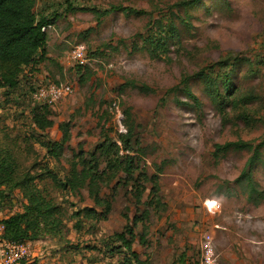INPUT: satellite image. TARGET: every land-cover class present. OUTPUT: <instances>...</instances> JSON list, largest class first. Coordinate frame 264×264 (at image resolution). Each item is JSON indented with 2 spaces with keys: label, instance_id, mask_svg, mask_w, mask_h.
Returning <instances> with one entry per match:
<instances>
[{
  "label": "rangeland",
  "instance_id": "374dc122",
  "mask_svg": "<svg viewBox=\"0 0 264 264\" xmlns=\"http://www.w3.org/2000/svg\"><path fill=\"white\" fill-rule=\"evenodd\" d=\"M34 11L55 19L46 52L0 87V152L14 160L0 220L24 210L33 186L59 211L30 264H204L207 236L221 264H264V145L240 180L253 149L214 155L216 143L264 139V0H35ZM80 42L85 65L72 58ZM47 82L74 91L50 106L44 131L33 91ZM62 123L71 135L54 157L39 137L62 140ZM92 165L99 203L80 177ZM74 166L75 190L52 180Z\"/></svg>",
  "mask_w": 264,
  "mask_h": 264
},
{
  "label": "trees",
  "instance_id": "16d2710c",
  "mask_svg": "<svg viewBox=\"0 0 264 264\" xmlns=\"http://www.w3.org/2000/svg\"><path fill=\"white\" fill-rule=\"evenodd\" d=\"M199 0H188L189 3L198 2ZM35 0H0V87H14L18 82L20 74L25 70V68H34L42 56L46 52V47L48 45V34L42 28L47 24L54 23L55 19L49 17L48 15H38L34 11ZM117 6H112L109 9L103 11V14H108L112 10L116 9ZM131 12L141 13V10H136L130 7H125ZM100 12V11H99ZM101 14V13H100ZM135 84V83H134ZM143 91L151 90V88L145 84L135 85ZM189 95H192L189 93ZM46 110L40 118L35 121L42 130H46L51 127L54 122L50 119L47 114L50 111V105L41 104ZM47 111V113H46ZM63 132V138L60 141L50 140L45 136H40V143L43 145L48 152L56 157L59 156L61 148L70 139V130L68 124L62 123L59 126ZM121 134L118 137V143L120 146L124 144V148L128 149L130 144L129 131L127 134ZM127 129H125V133ZM128 135V137H127ZM117 145V146H119ZM264 145V139L254 145L251 142L244 140L237 141H227L224 144L216 143L214 155L217 157L220 152L228 150L231 147L243 149L249 148L253 149V155L248 159L246 167L241 175L238 177L240 180L243 176H248L251 172V167L253 166L255 160L258 158V153L260 147ZM102 149L109 152L112 149L111 143L107 145L105 141L101 145ZM119 147L115 149L116 154L119 155ZM129 150V149H128ZM95 157V153L92 154ZM13 157L9 153L0 152V188L9 181L13 174L14 163L12 162ZM94 166L84 167L80 172V177L82 181H87L90 188V193L94 196V201L96 203L101 202L102 199L99 196L96 189L93 188V182L95 181ZM129 166H128V169ZM129 172V171H128ZM50 176L52 180L61 187L75 190L79 184L82 183L79 179V174L76 172V168L72 169V176H69L66 180L59 177L57 173L51 171ZM30 188V194L28 196V203L25 204L23 211H18L12 215L0 220L4 224L3 236L6 240L10 241H27L36 240L43 233L44 229H56L57 223H59V215L57 207L51 205L52 201L45 194L44 189ZM140 198H136L139 202ZM110 202L106 203V210H110ZM87 215H94L98 212L94 207H86L85 209ZM78 214H82L78 211ZM136 216H133V222L131 218L126 215L127 223L124 226V234L126 231L132 236L133 235V225L136 221ZM125 243L126 246L131 247V240L124 238L121 234L117 235ZM132 248V247H131ZM132 250V249H131ZM134 258H137V254L132 250ZM29 258L22 260L19 264H30Z\"/></svg>",
  "mask_w": 264,
  "mask_h": 264
},
{
  "label": "built area",
  "instance_id": "2783aa9c",
  "mask_svg": "<svg viewBox=\"0 0 264 264\" xmlns=\"http://www.w3.org/2000/svg\"><path fill=\"white\" fill-rule=\"evenodd\" d=\"M51 24L43 26V30L47 31L51 28ZM72 58L76 63L85 65L88 62L87 48L82 42L77 43L72 52ZM73 85L70 82L55 83L47 82L40 85L33 91V98L36 101L54 106L67 96L73 93ZM209 206H211L209 204ZM210 208V207H209ZM4 224L0 221V242L2 243L1 264H19L22 260L29 258L32 255V241H10L3 236ZM204 264H221L218 257L215 255L213 246L211 245V237L207 236L204 245Z\"/></svg>",
  "mask_w": 264,
  "mask_h": 264
},
{
  "label": "crops",
  "instance_id": "0c3cea01",
  "mask_svg": "<svg viewBox=\"0 0 264 264\" xmlns=\"http://www.w3.org/2000/svg\"><path fill=\"white\" fill-rule=\"evenodd\" d=\"M42 240H35V241H33L32 243H35V244H37L38 242H41ZM37 248H35V252L33 253L32 252V256H35V255H37L38 254V252H37V250H36ZM1 252H2V243L0 242V263H1Z\"/></svg>",
  "mask_w": 264,
  "mask_h": 264
}]
</instances>
